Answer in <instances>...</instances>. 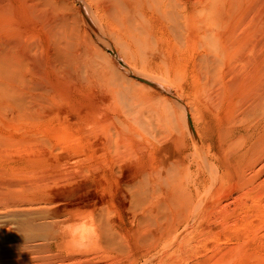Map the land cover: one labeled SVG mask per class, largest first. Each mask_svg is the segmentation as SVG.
<instances>
[{"label":"rangeland","instance_id":"rangeland-1","mask_svg":"<svg viewBox=\"0 0 264 264\" xmlns=\"http://www.w3.org/2000/svg\"><path fill=\"white\" fill-rule=\"evenodd\" d=\"M65 1H70L71 6L74 4L72 10L75 12L76 0ZM79 1L84 6L87 4L85 0V4ZM243 1L246 2L243 10L260 16L254 30V14L250 15L251 37L255 38L257 30L260 43L264 39V0ZM85 8L91 9L88 4ZM43 23L27 17L28 43L33 44L35 50H28V56H31L26 60L31 58L32 61L25 62L24 73H28L24 74L26 85L22 86V93L0 96V199L9 200L0 201V226L13 216L20 215L21 218L39 212L44 222H53L56 225L54 230L64 232V243L54 252L48 251L44 245L34 248L35 242L22 238L23 232L12 222L10 253L0 263L264 264V157L258 161L261 154L255 151L247 168L244 167L245 171L234 169L232 174L235 171V175L218 178L205 167L198 168L197 161L190 157L191 148L182 145V133L171 128L178 129L184 109L191 112L193 122H197L194 127L198 132L202 128V134L206 126L212 128L216 121L219 122L220 116L226 119L233 108L230 102L237 100L234 93L231 99V94L224 91L225 86H229V79L225 78L223 83L214 80L215 85L210 84L212 88L209 87L207 95L202 94V86L193 77L199 55L193 42L188 47L183 44L177 51L170 49L173 59L162 64V70L166 72L161 77L148 72L140 61L135 66L128 64V57L111 42L108 47L98 41L91 46L88 44L99 77L94 78L83 72L78 62L54 56V51L46 46L47 32ZM82 45L75 48L76 54L77 51L84 53L87 45ZM108 49H113L123 62L125 60L130 73L109 56ZM59 59L65 62L64 65L60 63L62 72L58 67ZM151 83L164 90L156 89ZM210 92H213L211 96ZM173 95L179 96L181 103L173 100ZM210 99L213 102L210 103ZM168 105L174 107L169 112L165 110L169 109ZM202 113L204 119L200 118ZM135 116L139 118L137 121ZM224 119L219 124L222 125ZM182 163L185 170L181 174L177 171L183 168ZM169 164L176 166L177 175L172 176L173 171L171 175L168 173L170 177L163 184L158 185L160 180L151 181L144 175L152 168L154 173L167 174L168 166H172ZM163 167L168 170L164 168V171ZM150 185H153L151 192H156L151 201L153 209H149L145 190ZM74 224L79 227L72 228Z\"/></svg>","mask_w":264,"mask_h":264},{"label":"bare ground","instance_id":"bare-ground-1","mask_svg":"<svg viewBox=\"0 0 264 264\" xmlns=\"http://www.w3.org/2000/svg\"><path fill=\"white\" fill-rule=\"evenodd\" d=\"M69 2L65 0H0V96H4L6 94H12V96L19 95L22 93V86L26 85L24 83V80H25L24 74L26 75L28 72L24 73V70L26 67L25 62L28 60H31V58L28 60H26V58L31 56V55L28 56V54L32 50H35L33 48V44H31L30 42L28 43L27 35L29 32L27 31V29H29L28 28L29 25L27 26V17H31L32 19L33 18L39 19L41 20V22L42 21L44 22L43 23L44 25L42 26H45V29H46L45 31L47 32L45 33L47 34L45 37L46 46H48L49 49L54 51L55 53L54 56L57 57L58 55L57 58L64 57L63 59H66V60L68 59L70 61L78 62V64L84 70L83 72L94 76V78H99V77L96 76L97 74L95 73V70H94V66L92 62V60H94L93 51L91 50V48H89V45L91 43L95 44L96 41H98V43L102 42L108 47H111V43H112V45L116 49L118 50L120 49L119 52H123L122 55L125 54L128 57L127 58L128 64L130 63V65L132 64L133 66H135L136 62L140 61L142 62L144 68L148 72L149 71L153 72L154 73L153 75L157 74L161 77H164L163 73L166 72V71L164 72V69L162 70V64L169 62L168 59L170 58L173 59L172 58L173 53H171V50L172 51H177V49L180 50L183 44H185L186 47H188L189 46L188 44L192 45L191 42H193V47H196L197 49H199V55H197L198 60L196 59L197 60L196 70L194 69L195 72L193 73V77L195 78L197 82H199L200 86H202V89H200L201 91L204 92L202 94L207 95L208 91H210V89L212 88L211 86L215 85L214 80L218 79L220 80L221 83H223L224 82L223 80L225 78L226 79L228 78L229 80L227 81H228L229 86H225L224 91L231 94V99L233 98L232 93H234V95H236L235 97H237V100L235 98L233 100H235L236 102H233V103L230 102L231 106L233 105V108H231L232 111L230 109L231 113L227 112L228 115H227V118L225 117L226 119L222 117L224 119L223 124L222 125L219 124V122L223 120L221 119V116H220L219 117L220 120L217 119L219 120V122L216 121L212 128H208L206 126V130H204L203 134L200 131L202 128L199 130V132L196 130L197 127L196 128L194 127V124H195L194 122L196 121L193 122L194 119H192V116L190 115L191 112L189 113L188 110L186 111V109H184L185 112L183 114L181 113L183 115L182 117L183 119L179 123L178 129H175L177 127L174 128L172 126L171 128L176 130L177 133L178 132L180 134L182 133V138L180 137L182 139V143H183L182 145L186 149L191 148L193 153L192 155L190 154L191 155L190 157L197 161L198 168L200 169V167H205L206 169L210 171L211 174H213V176L215 174V176H217L218 178L225 179V178H228L229 176H233V174L235 173L234 171V173L232 174L234 169L239 170L240 168L241 170L245 171L244 167L247 168V165L249 161L252 159V157L254 156L255 151L261 154V156H259L258 158V161H261L264 159L263 158L264 157V66H262L264 62V54H263L264 45L263 46L259 45V44H264V43H261L264 40L262 39L264 37V33H263V37L261 38L262 40L260 43H259L260 37L257 35L258 34L257 30L254 35L255 38L252 39L251 36L253 34L251 35L252 31H251V26H250V22H251L250 15L254 14V16H256L257 14H255L254 12H250V10H246V9L243 10V6H244L243 4L246 3L245 1L243 0H85V3H87L89 7L92 9V10L91 9L89 10L85 8L87 4L84 6L79 0H76L75 1L76 3L75 12L72 10L74 7L73 6L74 4H72L71 6V3ZM254 16H252L253 24H254V26L252 27L253 29L258 26L257 24H258V21L260 20V16H256V17ZM261 26L259 25L260 29L261 28L263 29V27ZM256 36H258V40L256 39ZM79 40L80 42H78ZM38 41L39 40H37V43ZM81 44H83L82 45L83 47H85L86 45L87 47H85L84 51L81 49L84 53L79 54L77 51V54H76L75 48H77V46H80ZM29 49H30V52L28 51ZM112 50L110 49L107 50V53L109 54V56L116 59L117 63H119V65H121V67L124 70H127L126 67L128 66L125 65V60L123 62L122 59L117 57V55ZM96 53L95 55H97ZM31 54H34V53L32 52ZM256 54H258L259 56L257 55L258 56L257 57ZM55 60L58 61V59L56 58ZM60 60L61 59H59V61ZM61 62L62 61L59 62V66H58L60 69L58 70L60 72H62L61 69H63L62 68L63 66H61L60 64ZM62 63H63L62 65H64L65 62H62ZM26 64L28 63L26 62ZM55 65L57 64L55 63ZM67 67H64V69H66ZM250 69H253L255 71L251 72ZM128 72L130 73V71ZM142 73H143V70H142ZM94 78L92 80H94ZM138 79H141V78H138ZM252 80H255V81H252ZM185 81H186V78H185ZM121 82L123 83V79ZM212 82L213 84L210 86ZM217 82H216V86L218 84ZM46 83H47V80H46ZM150 85H153L154 87H156V89H159L161 91L164 90L163 87L157 86V84L151 83ZM180 85H181V82H180ZM221 86L223 87V85ZM131 87H133V85ZM209 87L211 88L209 89ZM232 88H235V90ZM109 89L111 90V88ZM165 91H167L170 94L172 93L170 92V90H165ZM212 93L210 92L209 95L211 96ZM173 97H174L172 98L173 100L175 99L176 102L181 103L182 99L179 98V96L173 95ZM128 98H129V94H128ZM197 98H198V94H197ZM172 99L171 101H173ZM211 101L212 99H210V103ZM188 103L191 104L190 102ZM208 103L209 102L207 101L206 104ZM213 104L216 105V103H213ZM145 106L148 108V105H145ZM209 106L207 107L209 108ZM167 107H169V105ZM171 107L165 110L169 112ZM164 108H161V109L164 110ZM173 108L174 107H172V109ZM210 108H212V104ZM179 110L181 111L180 108ZM235 110H238V113H236L237 111L235 112ZM119 111L121 110L119 109ZM134 113L135 111L133 112V114ZM161 113L162 112L160 111V114ZM171 113H173V111ZM174 114H177V113H174ZM181 114H180V117L182 116ZM129 117H131L130 114H129ZM202 117L204 119L203 113L200 118ZM215 117H217L216 113H215ZM131 118H134V117L132 116ZM177 118L178 117H176V119ZM138 119L136 117L135 120L137 121ZM161 119H164V118H161ZM177 122L178 121H176V123ZM121 125H124V124H121ZM172 125L174 126L175 124H172ZM201 125L202 124H200V126ZM140 126H141L140 128L143 127V125H140ZM136 128L138 129V126ZM179 128L181 132L179 131ZM127 129H131V128H127ZM171 131L173 130L171 129ZM167 133L172 134V132H167ZM167 133L165 135H167ZM114 136H117V135H114ZM174 137H175V133H174ZM170 139H173L174 141L173 137ZM108 140H109V137H108ZM108 140L106 141L108 142ZM173 141L172 143H175ZM158 142H163V140L158 141ZM162 152L165 153V151H162ZM159 154H162V153H159ZM175 164H176V161H175ZM171 165L173 166V164ZM180 166L183 167V163ZM171 167L168 166L170 172L167 168L163 167V169L165 168L168 170L167 174H164L162 172L154 173L153 171H151L153 170L152 168L151 170L147 171L144 175L151 181L160 180L158 182V185H159V184H163L166 182V180L172 174V171L175 172L172 174V176H174V175H177L176 174L177 172H180L182 174L185 170L184 168L185 166L183 168L179 167L181 168V170L178 169V171L176 170L177 169L176 166L175 167L173 166L174 170ZM194 167H195V164H194ZM190 169L191 167L189 168V171ZM145 171L146 170H144L143 172ZM243 171H241L240 173L242 174ZM168 173L169 174L171 173V174L169 175ZM25 183L26 182H24V184ZM153 185H150L151 189L150 187H145V190L147 191L148 201H149L148 202L149 209H153L152 205L154 203H152L151 201L154 200L156 196V192L154 193L151 192L153 189ZM9 186L11 187L10 184ZM4 187H6V185ZM43 187H45L44 184H43ZM8 190H10V188ZM1 200L2 199H0V201ZM3 201L9 202V200L7 201L6 199L2 200V202ZM42 201L43 200H41V202ZM19 216L20 215H18V217H15V218H13L14 217L13 216L12 218L8 219V221L5 219L4 224L0 226V260H3V258L7 257V255H9L10 253V238L12 236L11 235L12 234V226H11L12 222H15L19 226L21 232H23V234L21 235L22 238H25L26 240H32L35 242V244L33 245L34 248H41L43 247L42 245H44V247L47 248V250L49 249L50 251L54 252L56 250H59L62 247L64 243V240H63L64 232L62 231L58 232L54 230L56 225L53 224V222H48V224L44 222L41 213L33 212L32 214L30 215L27 214V216L25 215L21 218ZM78 227L79 226L76 224L72 225V228L74 229ZM0 264H7V263L1 262Z\"/></svg>","mask_w":264,"mask_h":264}]
</instances>
